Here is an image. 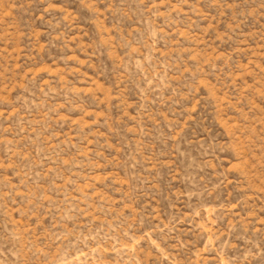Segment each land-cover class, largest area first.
<instances>
[{
    "label": "rangeland",
    "instance_id": "374dc122",
    "mask_svg": "<svg viewBox=\"0 0 264 264\" xmlns=\"http://www.w3.org/2000/svg\"><path fill=\"white\" fill-rule=\"evenodd\" d=\"M0 264H264V0H0Z\"/></svg>",
    "mask_w": 264,
    "mask_h": 264
}]
</instances>
